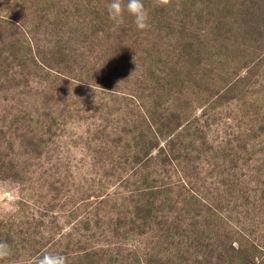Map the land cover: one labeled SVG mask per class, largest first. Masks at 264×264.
<instances>
[{"label":"rangeland","instance_id":"obj_1","mask_svg":"<svg viewBox=\"0 0 264 264\" xmlns=\"http://www.w3.org/2000/svg\"><path fill=\"white\" fill-rule=\"evenodd\" d=\"M110 2L0 0V264H264V0Z\"/></svg>","mask_w":264,"mask_h":264},{"label":"clouds","instance_id":"obj_2","mask_svg":"<svg viewBox=\"0 0 264 264\" xmlns=\"http://www.w3.org/2000/svg\"><path fill=\"white\" fill-rule=\"evenodd\" d=\"M170 0H155L157 6H167ZM109 18L115 23H122L124 13L127 12L133 17V22L140 30L151 27L149 23V12L145 8L143 0H128L123 4V0H111L107 5ZM12 254L11 247L7 242H0V260H5ZM37 264H67V257L60 254L45 253L37 261Z\"/></svg>","mask_w":264,"mask_h":264}]
</instances>
